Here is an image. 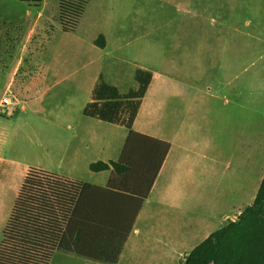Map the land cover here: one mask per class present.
<instances>
[{
  "label": "rangeland",
  "instance_id": "1",
  "mask_svg": "<svg viewBox=\"0 0 264 264\" xmlns=\"http://www.w3.org/2000/svg\"><path fill=\"white\" fill-rule=\"evenodd\" d=\"M195 1L89 0L77 28L67 32L61 26L59 0H42L39 6L0 0V101L7 91L18 100L8 111L0 109V156L18 167L17 174L0 184V241L28 168L91 184L107 181V172L95 174L83 165L103 160L108 144L117 160L128 129L85 117L101 77L127 93L138 87V68L156 73L154 130L162 128L165 134L164 81L213 85L218 79H238L239 85L251 87L255 109L264 110V0ZM100 35L106 39L104 47L96 44ZM81 121L93 126L88 134L80 130ZM207 122L203 118L195 126L197 152L186 162L201 160L210 133ZM86 138L93 140L92 148L81 152V159L85 153L87 159L77 162L80 171H72L75 146ZM67 255L56 252L50 264L86 261H70Z\"/></svg>",
  "mask_w": 264,
  "mask_h": 264
},
{
  "label": "crops",
  "instance_id": "2",
  "mask_svg": "<svg viewBox=\"0 0 264 264\" xmlns=\"http://www.w3.org/2000/svg\"><path fill=\"white\" fill-rule=\"evenodd\" d=\"M195 3L204 4L201 0ZM149 35L154 36V33ZM153 74L132 129L169 143L170 149L116 264H182L185 255L213 232L235 221L254 203L264 178V110L255 109L249 85H239L238 79H218L213 85L196 80L164 81L167 92L165 134L161 127L159 131L154 130V89L158 75ZM41 76L46 78L47 70L43 69ZM203 118L209 120L206 125L210 133L201 160L194 165L185 159L197 152L196 140L199 138L196 137L195 126L200 125ZM141 119L147 122L144 124ZM179 119H182L181 122ZM138 124L141 126L139 129L136 128ZM68 127L74 128L73 124ZM90 127L93 128L88 121H83L79 126L85 134L89 133ZM130 131L128 129L120 142L117 160L111 144H108L103 147L105 157L97 162L110 164L118 161ZM79 137L80 134L77 135ZM85 141L80 143L83 147L81 150L79 144L75 146L77 152L71 160L72 171H80L77 162L87 159L86 153L81 159V152L92 148L93 140L86 138ZM188 142L191 143L189 146L186 144ZM93 163L96 162L86 161L83 166L95 174L108 173L105 183L93 185L107 186L112 169L93 171ZM28 171L29 168L23 172V180ZM17 173V164L0 156V184ZM164 174L167 176L164 177ZM68 178L78 180L74 176ZM68 254L65 258L70 261L84 258ZM84 259V264H109Z\"/></svg>",
  "mask_w": 264,
  "mask_h": 264
},
{
  "label": "trees",
  "instance_id": "3",
  "mask_svg": "<svg viewBox=\"0 0 264 264\" xmlns=\"http://www.w3.org/2000/svg\"><path fill=\"white\" fill-rule=\"evenodd\" d=\"M88 2L59 0L64 31L77 28ZM96 44L104 47L105 37ZM153 76L138 68V87L127 93L100 78L84 115L131 130L118 161L91 164L93 171L112 169L107 186L30 168L3 230L0 264H50L57 251L118 263L170 149L169 143L132 129ZM182 264H264V178L254 203L185 255Z\"/></svg>",
  "mask_w": 264,
  "mask_h": 264
},
{
  "label": "built area",
  "instance_id": "4",
  "mask_svg": "<svg viewBox=\"0 0 264 264\" xmlns=\"http://www.w3.org/2000/svg\"><path fill=\"white\" fill-rule=\"evenodd\" d=\"M17 101V97L11 91H7L0 101V109L8 111V109L12 108L14 105H17Z\"/></svg>",
  "mask_w": 264,
  "mask_h": 264
}]
</instances>
